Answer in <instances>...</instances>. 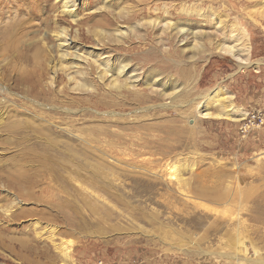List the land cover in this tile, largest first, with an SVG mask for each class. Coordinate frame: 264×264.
Segmentation results:
<instances>
[{
    "label": "rangeland",
    "instance_id": "obj_1",
    "mask_svg": "<svg viewBox=\"0 0 264 264\" xmlns=\"http://www.w3.org/2000/svg\"><path fill=\"white\" fill-rule=\"evenodd\" d=\"M64 1L0 0V264H264V0Z\"/></svg>",
    "mask_w": 264,
    "mask_h": 264
},
{
    "label": "bare ground",
    "instance_id": "obj_2",
    "mask_svg": "<svg viewBox=\"0 0 264 264\" xmlns=\"http://www.w3.org/2000/svg\"><path fill=\"white\" fill-rule=\"evenodd\" d=\"M3 1V0H2ZM32 1V0H31ZM35 2V1H34ZM68 2H69V0H65L64 2H63V6L64 7H66L67 6V4H68ZM37 3V2H36ZM33 5V4H32ZM29 9H31V8H29ZM1 11V10H0ZM58 34V33H57ZM5 35H7V34H5ZM245 35V34H244ZM57 36H59V38L58 39H60V40H64V41H67V39H66V36H67V33H66V31L65 30H61L60 31V33L57 35ZM232 48H231V46H224L223 47V50H224V52H226V53H230V54H232V50H231ZM246 55H248V53L246 54ZM239 60H240V63H245V62H247V58H239ZM121 69H123V66L121 67ZM212 93V92H211ZM214 93V92H213ZM167 95V94H166ZM214 95H216L215 93L212 95V96H214ZM212 96H210L209 95V93L208 94H206V96H204V97H206V98H210V97H212ZM207 100V99H206ZM205 101V100H204ZM204 107H205V105H203ZM207 107V106H206ZM205 110H206V108H204ZM240 110V109H239ZM239 110H234V108L233 107H229V108H227V110H225V111H223V113H218V114H215V116L216 117H227V118H231V119H233V120H239L238 119V117H241L242 115H244V113H238L239 112ZM242 112V111H241ZM203 115L204 116H207L208 115V113H203ZM212 116V115H211ZM213 116H214V114H213ZM245 116V115H244ZM232 120V121H233ZM220 220V219H219ZM218 220V221H219ZM223 222V221H222ZM222 222H221V224H222ZM228 222V221H227ZM217 224H218V222H217ZM216 224V225H217ZM220 228L221 227H218V225H217V227H215V228H213L214 230H212V235L215 237V235H216V233L218 232L219 233V231H220ZM227 234V233H226ZM63 250H64V254H66L67 253V248L66 247H64L63 248Z\"/></svg>",
    "mask_w": 264,
    "mask_h": 264
}]
</instances>
